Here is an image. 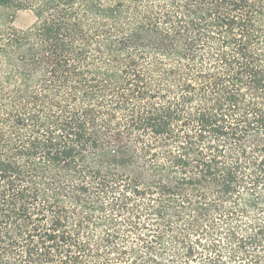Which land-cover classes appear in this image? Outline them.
<instances>
[{
    "label": "trees",
    "instance_id": "1",
    "mask_svg": "<svg viewBox=\"0 0 264 264\" xmlns=\"http://www.w3.org/2000/svg\"><path fill=\"white\" fill-rule=\"evenodd\" d=\"M0 264H264V0H0Z\"/></svg>",
    "mask_w": 264,
    "mask_h": 264
},
{
    "label": "rangeland",
    "instance_id": "2",
    "mask_svg": "<svg viewBox=\"0 0 264 264\" xmlns=\"http://www.w3.org/2000/svg\"><path fill=\"white\" fill-rule=\"evenodd\" d=\"M35 21L33 13L29 10H21L15 14L14 26L18 29H28Z\"/></svg>",
    "mask_w": 264,
    "mask_h": 264
}]
</instances>
